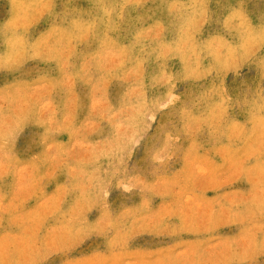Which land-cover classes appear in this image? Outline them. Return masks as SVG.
<instances>
[{"label":"rangeland","instance_id":"374dc122","mask_svg":"<svg viewBox=\"0 0 264 264\" xmlns=\"http://www.w3.org/2000/svg\"><path fill=\"white\" fill-rule=\"evenodd\" d=\"M0 264H264V0H0Z\"/></svg>","mask_w":264,"mask_h":264}]
</instances>
